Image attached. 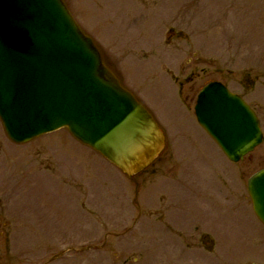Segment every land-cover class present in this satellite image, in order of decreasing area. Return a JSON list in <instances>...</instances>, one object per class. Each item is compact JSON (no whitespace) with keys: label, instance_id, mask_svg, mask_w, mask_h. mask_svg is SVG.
<instances>
[{"label":"rangeland","instance_id":"rangeland-1","mask_svg":"<svg viewBox=\"0 0 264 264\" xmlns=\"http://www.w3.org/2000/svg\"><path fill=\"white\" fill-rule=\"evenodd\" d=\"M68 2L167 146L131 178L67 129L18 145L0 120V264H264V142L232 162L194 110L221 81L264 131V0Z\"/></svg>","mask_w":264,"mask_h":264},{"label":"water","instance_id":"water-1","mask_svg":"<svg viewBox=\"0 0 264 264\" xmlns=\"http://www.w3.org/2000/svg\"><path fill=\"white\" fill-rule=\"evenodd\" d=\"M195 110L233 162L263 142L256 112L220 82L201 91ZM0 118L18 144L68 128L128 175L153 162L165 143L63 0H0ZM249 194L264 224V169L250 178Z\"/></svg>","mask_w":264,"mask_h":264},{"label":"flooded vegetation","instance_id":"flooded-vegetation-1","mask_svg":"<svg viewBox=\"0 0 264 264\" xmlns=\"http://www.w3.org/2000/svg\"><path fill=\"white\" fill-rule=\"evenodd\" d=\"M66 2H67V0H66ZM67 4H68V6H69V8H70V10H71V8H72V6H70L69 5V3L67 2ZM74 15V14H73ZM75 16V15H74ZM75 18H76V16H75ZM158 161V160H157ZM199 231V230H198ZM202 233V235L204 234L205 235V232H201Z\"/></svg>","mask_w":264,"mask_h":264}]
</instances>
